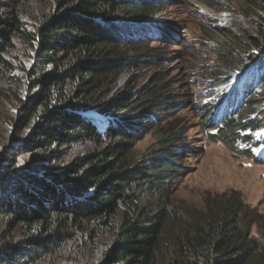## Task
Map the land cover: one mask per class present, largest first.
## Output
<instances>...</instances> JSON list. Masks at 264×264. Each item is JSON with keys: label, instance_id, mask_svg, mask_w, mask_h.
<instances>
[{"label": "trees", "instance_id": "obj_1", "mask_svg": "<svg viewBox=\"0 0 264 264\" xmlns=\"http://www.w3.org/2000/svg\"><path fill=\"white\" fill-rule=\"evenodd\" d=\"M202 1L229 9L220 0ZM162 4L0 0V264H63L71 242L77 253L96 256L95 264H264V232L251 235L254 224L264 226L255 207L235 193L208 194L203 208L169 197L171 179L186 170L173 162L187 150L181 139L173 149L170 134L158 136L163 152L133 160L139 135L163 119L159 89L141 102L107 98L122 71L145 58L157 62L152 40L177 36L149 20ZM120 8L122 20L115 17ZM236 35L227 39L237 44ZM242 44L241 51L225 42L215 49L217 72L202 93V105H212L217 93L233 110L221 126L213 109L199 111L207 143L236 153L243 151L234 142L247 138L239 132L257 126L249 116L264 104V31ZM256 56L261 86L253 71L239 89L240 67L247 60L256 70ZM254 93L263 104L253 102ZM85 143L92 148L61 162L66 150ZM258 143L263 155L262 135ZM144 191L151 196L140 203ZM119 214L112 240L98 243L99 229Z\"/></svg>", "mask_w": 264, "mask_h": 264}, {"label": "rangeland", "instance_id": "obj_2", "mask_svg": "<svg viewBox=\"0 0 264 264\" xmlns=\"http://www.w3.org/2000/svg\"><path fill=\"white\" fill-rule=\"evenodd\" d=\"M220 1L228 5L229 9H225L223 5L214 8L202 0H163L162 6L155 9L149 20L167 25L177 36L169 41L171 43L152 40L151 52L158 56L157 62L150 63L149 58H145L140 67L133 66L122 71L115 78L107 98L132 97L134 101L141 102V97L147 91L159 89L158 95L162 101L158 105V112L163 119L157 125L149 127L146 133L139 135L132 148V158L140 163L148 159L154 151L163 152L155 146L162 136L171 135L173 149L179 145V139L182 140L187 150L173 162L176 165L181 162L186 170L185 174L171 179L169 197L203 208L204 197L208 194L235 193L237 198L246 205L255 207L264 216V158L255 156L259 158L255 162L252 155L260 150L258 141L264 132L262 98L256 93L253 94V102L263 104L249 116L250 120H255L257 126L254 129L241 130L240 136L247 138L234 142L243 153H236L221 142L207 143L200 125L199 111L207 107L202 104L208 98L202 93L212 86L209 83L217 72L215 69L219 60L215 49L221 42H225L231 50L241 51L245 47L242 43H247L249 37H257L264 31V0ZM122 11L121 8L117 9L115 17L124 19ZM231 33L239 37L237 44L227 39ZM246 63L247 60L240 67V72H244V66L250 64ZM187 65L190 67H186ZM255 69L258 70L255 83L259 82L261 86L260 76L263 71H259L258 65ZM219 100L220 95L214 93L213 104H217ZM213 104L207 108H212ZM221 122L222 120L217 124L221 126ZM212 131L216 132L214 128ZM90 148L92 146L89 143L75 144L63 153L61 162L81 156ZM139 194L140 203L151 196L149 191ZM120 221L119 214L112 225L107 228L102 226L98 232V243H109ZM263 232L264 226H252L251 235L254 237L261 238ZM61 260L63 264H95L96 256L77 253L76 245L71 242L62 251Z\"/></svg>", "mask_w": 264, "mask_h": 264}, {"label": "clouds", "instance_id": "obj_3", "mask_svg": "<svg viewBox=\"0 0 264 264\" xmlns=\"http://www.w3.org/2000/svg\"><path fill=\"white\" fill-rule=\"evenodd\" d=\"M258 58H261V56H259Z\"/></svg>", "mask_w": 264, "mask_h": 264}, {"label": "water", "instance_id": "obj_4", "mask_svg": "<svg viewBox=\"0 0 264 264\" xmlns=\"http://www.w3.org/2000/svg\"><path fill=\"white\" fill-rule=\"evenodd\" d=\"M100 119H102L101 117H99Z\"/></svg>", "mask_w": 264, "mask_h": 264}]
</instances>
